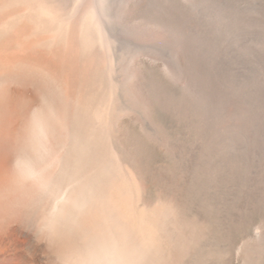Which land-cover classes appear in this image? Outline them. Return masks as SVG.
<instances>
[{
  "label": "bare ground",
  "instance_id": "1",
  "mask_svg": "<svg viewBox=\"0 0 264 264\" xmlns=\"http://www.w3.org/2000/svg\"><path fill=\"white\" fill-rule=\"evenodd\" d=\"M146 3L0 0V264L200 252L206 187L219 204L217 120L206 146L200 73L194 113L181 91L185 38L155 31L172 3L154 16Z\"/></svg>",
  "mask_w": 264,
  "mask_h": 264
},
{
  "label": "rangeland",
  "instance_id": "2",
  "mask_svg": "<svg viewBox=\"0 0 264 264\" xmlns=\"http://www.w3.org/2000/svg\"><path fill=\"white\" fill-rule=\"evenodd\" d=\"M146 1L145 13L161 10L163 0ZM170 1L167 19L153 14L156 34L164 23L172 36L183 34L185 104L194 113L200 73L206 146L215 117L220 148L218 210L206 187L202 205L212 229L206 226L200 252L185 264H264V0Z\"/></svg>",
  "mask_w": 264,
  "mask_h": 264
}]
</instances>
